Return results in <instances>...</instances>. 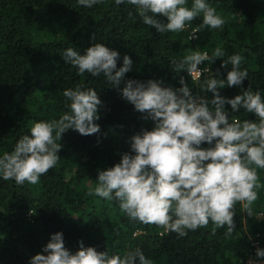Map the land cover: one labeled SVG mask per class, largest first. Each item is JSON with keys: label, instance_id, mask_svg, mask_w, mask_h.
I'll use <instances>...</instances> for the list:
<instances>
[{"label": "trees", "instance_id": "1", "mask_svg": "<svg viewBox=\"0 0 264 264\" xmlns=\"http://www.w3.org/2000/svg\"><path fill=\"white\" fill-rule=\"evenodd\" d=\"M210 3L225 18L223 29L205 27L197 40H190L201 17L188 24L190 29L161 34L144 25L133 6H114V0H102L91 9L77 0H0V155L10 153L34 121L55 119L67 111L64 89L77 84L95 88L102 102L96 121L99 132L81 135L69 129L63 133L58 163L37 184L0 180V264H28L50 234L58 231L72 252L78 250L79 241L110 255L138 245L153 264H251L254 250L264 249V218L254 217L264 213V169L257 170L262 187L253 205L254 216H248L237 202L234 231L228 236L226 226L213 233L209 222L178 237L156 224L130 222L117 202L89 194L98 170L118 163L121 154L130 150L129 138L141 128L150 130L153 122L135 111L102 76L78 75L61 54L69 46L83 54L92 43H105L120 53L117 67L125 54L131 58L126 79H161L180 87L171 58L221 47L226 56L240 52L242 67L248 71L239 87L226 86L221 95L232 98L251 87L264 96V0ZM222 59L206 62L221 79L228 70L220 67ZM179 75L193 94L199 93L198 81L183 71ZM210 77L208 72L200 80ZM211 95L207 93V98ZM225 107L230 111L229 105ZM232 115L239 120L256 119L243 109Z\"/></svg>", "mask_w": 264, "mask_h": 264}, {"label": "clouds", "instance_id": "2", "mask_svg": "<svg viewBox=\"0 0 264 264\" xmlns=\"http://www.w3.org/2000/svg\"><path fill=\"white\" fill-rule=\"evenodd\" d=\"M77 3L91 9L102 0ZM121 4L133 6L142 23L161 34L180 33L194 18L201 17L190 40L205 27L222 30L226 23L210 0H191L190 7L189 0H114V6ZM61 57L78 75L102 76L135 111L153 122L150 130L141 128L129 138L130 150L121 154L118 163L98 170L90 195L117 202L130 222L156 224L178 237L207 227L209 222L213 233L226 226L225 235H231L237 202L248 216H254L253 205L262 187L257 170L264 169V96L251 87L232 98L220 92L226 86L239 87L248 77L240 52L226 56L223 48L216 47L211 53L192 50L171 58L180 87L161 79H126L125 74L132 69L131 58L125 54L117 67L120 53L105 43H92L83 54L69 46ZM219 58H223L220 67L228 69L223 79L218 70L214 75L207 66L199 67L201 62L211 64ZM181 71L199 82V93H192L185 77L179 75ZM204 72H210L211 77L200 80ZM209 92L211 98H207ZM63 96L67 111L55 119L34 121L13 150L0 155V180L37 184L58 163L63 133L69 129L81 135L99 132L96 121L102 102L96 89L77 84L64 89ZM241 109L256 119L234 118L232 113ZM254 217L264 218V213ZM78 243V250L72 252L64 246L61 232L52 233L28 264H153L138 245L110 255ZM256 256L264 257V249L257 248Z\"/></svg>", "mask_w": 264, "mask_h": 264}, {"label": "built area", "instance_id": "3", "mask_svg": "<svg viewBox=\"0 0 264 264\" xmlns=\"http://www.w3.org/2000/svg\"><path fill=\"white\" fill-rule=\"evenodd\" d=\"M186 29H190V26L187 25ZM192 40H197V33L195 34V38ZM205 66H207L209 68V66L206 64V62H201V65L199 67H205ZM206 73H208V72L202 73L201 77L204 76ZM254 245L257 246L258 244L254 243ZM251 264H264V257H257L256 256V249L254 250V255L252 256V259H251Z\"/></svg>", "mask_w": 264, "mask_h": 264}, {"label": "rangeland", "instance_id": "4", "mask_svg": "<svg viewBox=\"0 0 264 264\" xmlns=\"http://www.w3.org/2000/svg\"><path fill=\"white\" fill-rule=\"evenodd\" d=\"M259 219H262V218H259Z\"/></svg>", "mask_w": 264, "mask_h": 264}]
</instances>
